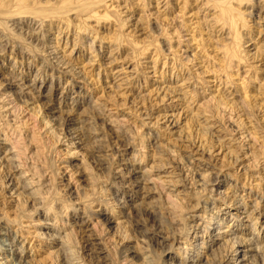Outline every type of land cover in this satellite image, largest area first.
<instances>
[{
  "label": "rangeland",
  "instance_id": "374dc122",
  "mask_svg": "<svg viewBox=\"0 0 264 264\" xmlns=\"http://www.w3.org/2000/svg\"><path fill=\"white\" fill-rule=\"evenodd\" d=\"M215 1L2 9L11 27L0 25V264H92L88 239L99 264H208L212 240L228 238L214 236L220 217L245 238L254 229L264 250V0H227L229 39ZM41 84L43 93L58 84L53 110ZM65 117L83 121L72 126L81 139ZM111 128L131 148L116 152ZM131 168L145 175L140 191Z\"/></svg>",
  "mask_w": 264,
  "mask_h": 264
},
{
  "label": "bare ground",
  "instance_id": "6f19581e",
  "mask_svg": "<svg viewBox=\"0 0 264 264\" xmlns=\"http://www.w3.org/2000/svg\"><path fill=\"white\" fill-rule=\"evenodd\" d=\"M88 1L89 0H87V2H85V3H82V4H80L79 5V7L80 8H83V10H88V12L89 13H91L90 12V9L89 8H87V6L88 5H90L92 2H90V3H88ZM235 0H233V2H234ZM239 1V0H238ZM236 2V1H235ZM10 3V4H9ZM215 3L217 4V6L220 8V14H219V19L220 20H222L223 22H225V23H223L222 25H223V27H222V29L219 31L221 34H224V33H227V38L229 39L230 37H229V32H226V30L224 31V29L223 28H225L226 27V22H227V19L229 20L230 19V21H231V24L233 25V26H236L237 25V22H236V20H235V18H236V16L233 14V12H234V9H232L231 7H232V5L231 4H233V3H231L230 1H227V0H218V1H215ZM224 3H226L227 5H224ZM258 3H259V1H258ZM36 4V3H35ZM13 5L15 6V8H16V10L18 11L17 13H34V12H32V11H30V3H26V0H15V2L12 4V6H11V2H8L7 3V5H4V0H0V12L2 13V14H4V12H3V10L2 9H7V8H11V7H13ZM51 6H53V7H57V6H60L61 8H64V7H66V6H68V3L66 2V1H62L61 2V5H60V3H59V5H57V4H54V5H51ZM228 6H231V7H228ZM256 5L254 4V7H255ZM59 7V8H60ZM256 9H258L259 10V18H260V14L261 13H264V6L263 5H261V6H256ZM9 11V10H8ZM12 12V11H11ZM11 12H10V16H11ZM14 12H15V10H14ZM14 12H12V13H14ZM6 13V12H5ZM8 13V12H7ZM96 14V13H95ZM139 21V20H138ZM137 21V22H138ZM261 21V20H260ZM26 22H28V21H26ZM32 22V21H31ZM3 25V27H5V29H9L8 27H11V26H9V21H7L6 23L5 22H1L0 21V25ZM6 25H8V27L6 26ZM13 29V28H12ZM35 37V36H34ZM34 37H31L32 39L34 38ZM18 38V37H17ZM241 38H242V35L238 32L237 33V35H236V39L238 40V41H240L241 40ZM7 43H9L8 41H7ZM6 43V45H8ZM6 45H4V47L6 46ZM241 42H238L237 43V48H236V51L235 52H233V54H231V58H233V57H235V56H238V53L240 52V49H241ZM260 46H262V45H260ZM4 47H3V49H4ZM2 49V50H3ZM261 50H263L264 51V49H261ZM26 52H28V51H26ZM258 52H260V56H262L263 54V52L262 51H260V49H259V51ZM264 56V55H263ZM262 56V58H260V59H262V61L264 62V57ZM240 58V57H239ZM240 59H242V58H240ZM241 61V60H240ZM37 74V73H36ZM35 74V77H37V75ZM39 75V74H38ZM15 78V77H14ZM18 80V79H17ZM34 84V83H33ZM35 86V85H34ZM41 86H42V84L40 85V87L38 88V92H39V94H38V96H41V97H44L48 102H50L49 103V106H51V110H53V104L51 103L52 102V93L55 91V89H57V87H58V84H56V86H55V88L54 89H48V91L46 92V93H43V91L41 90L42 88H41ZM35 87H37V85L35 86ZM34 87V88H35ZM33 89V88H32ZM21 92V91H20ZM22 93V92H21ZM23 94H25L24 92H23ZM51 95V96H50ZM67 101V96L65 95V94H63V96L60 98V103L61 102H66ZM59 103V104H60ZM52 104V105H51ZM221 105L222 104H220L219 102L216 104V107H217V109H219L220 107H221ZM95 113V115L97 116V112H94ZM100 115H101V113H99ZM95 116V117H96ZM104 119V118H103ZM79 122H81V123H83V121L82 120H75V119H73V118H63V120H62V122H60V125L62 124V126H64V127H66L67 129H68V132H69V136H71V138L73 139V140H79V139H81V137L80 136H82V133H81V135L78 133V129L79 128H75V127H73L72 128V126H74V125H76V124H78ZM80 123V124H81ZM81 126L83 127V125L81 124ZM80 126V127H81ZM111 130V132H112V135H113V137L116 139V141H117V143H118V147H116L115 149H116V152H124V151H127L129 148H131V141H130V139H129V136L123 131V130H120L119 128H111L110 129ZM83 131H84V128H83ZM86 131V130H85ZM81 132H82V130H81ZM75 140V141H76ZM80 143V141H78V144ZM100 165H104L105 166V164H100ZM11 168H13V165L11 166ZM138 172L139 171H136V169L135 168H131L129 171H128V173H127V177L130 179V180H134L133 182L135 183V188H138V190L140 191V190H142L143 189V186H144V184H143V186H142V183L144 182V179H145V175L143 174V173H141L140 175H138ZM130 182V181H129ZM128 182V183H129ZM216 182H217V180L215 179V178H210L208 181H206V183H204V187L205 188H208V187H214L215 186V184H216ZM133 184V183H132ZM131 185V184H130ZM137 190V189H136ZM141 194V193H140ZM132 197V196H131ZM136 198V197H135ZM144 198V197H143ZM116 201L118 202V204H120V206H123L124 205V203L125 202H127V201H123V200H119V198L118 199H116ZM132 203V202H131ZM130 203V204H131ZM136 203H137V201H136ZM142 202H140V203H137V205H139V204H141ZM237 203H239V202H237ZM125 204H127V203H125ZM135 205L136 204H132L131 205V207H135ZM136 205V206H137ZM247 206V203L246 204H241V207L242 208H245ZM137 208V207H136ZM141 208H143V207H141ZM150 208V207H149ZM141 210V209H140ZM145 210V209H144ZM147 210V209H146ZM145 210V211H146ZM150 210V209H149ZM256 211V207L253 209V212H255ZM143 211V210H142ZM144 211V212H145ZM251 211V210H250ZM147 212V211H146ZM145 212V213H146ZM149 212H155L154 211V209H152L151 208V210L149 211ZM242 212H244V211H242ZM249 212V211H248ZM142 213V212H141ZM250 213V212H249ZM256 213V212H255ZM150 214V213H149ZM148 214V215H149ZM251 214H254V213H250V214H247L245 217L246 218H248V217H251ZM260 214V212H258V215ZM91 215V214H90ZM256 215H257V213H256ZM141 216H142V214H141ZM145 216H147V214L145 215ZM248 216V217H247ZM154 217V216H153ZM254 217V216H253ZM253 217H251V218H253ZM147 218V217H146ZM155 218V217H154ZM240 218V217H239ZM136 219V218H135ZM150 219V218H149ZM243 219V218H242ZM249 219V218H248ZM138 220V219H137ZM148 220V219H147ZM153 220V219H152ZM155 220V219H154ZM222 220H224V217H220V218H218V220H216V221H214V222H216V224L218 223V224H220V225H222L223 223H221L222 222ZM251 220V219H250ZM230 221H232V219L230 220ZM243 221V220H242ZM135 223V222H134ZM152 223H156V222H153L152 221ZM164 223V222H163ZM163 223L161 222L159 225H163ZM1 221H0V226H1ZM156 224H158V223H156ZM155 224V225H156ZM167 224V223H166ZM219 225V227H218V230L216 231V234H214V236H216V239H219V236H222V238H224V237H228L223 243H220L219 241V243L218 242H215L214 240H212L213 242L212 243H215V244H217V246H216V248H212L211 247V244L209 245V250H210V261H211V263L213 264V263H219L220 262V260L222 259V261L219 263V264H229V262H232L233 264H259V262L257 261V259L258 258H260V260L262 259V260H264V254H263V248L259 245V241H258V239L259 238H257V236H255V231H250V234H249V232H248V234L247 235H250V236H248V237H243L242 235L245 233V232H242V230L243 229H241V228H239V223H237V222H231V223H229V224H227V225H225V227L226 228H224V230H223V228L221 227ZM145 226V225H144ZM234 226H236L237 228H235ZM254 226H255V224H254ZM148 228V227H147ZM151 228V227H150ZM255 228V227H254ZM256 229V228H255ZM148 230V229H147ZM161 230V229H160ZM206 230V229H205ZM205 230H203V229H201V232L202 231H205ZM208 230H210L209 228H207V232H209L210 233V235H212L213 236V233L211 232V230L210 231H208ZM150 234H153V237H157L158 236V238H155V240L156 241H158V242H162L161 240H160V238H164L161 234H160V231L157 229V228H154V229H149V231H148ZM247 232V231H246ZM147 233V232H146ZM252 233V234H251ZM164 235V234H163ZM260 235V234H259ZM147 236V235H146ZM145 236V237H146ZM147 237H149V236H147ZM146 237V238H147ZM151 237V236H150ZM150 239V238H149ZM148 239V240H149ZM153 239H151L150 241H152ZM154 240V241H155ZM211 240V239H210ZM1 241V240H0ZM88 241H89V248L87 249L88 251H89V258H90V260H92V264H99V262H97V260H98V258H100V256H102V254H103V252L100 250V251H97L96 249V251H94V248L92 247V245L91 244H93V246H94V244H95V242L94 243H91V241L88 239ZM2 244H3V242H1ZM151 243V242H150ZM154 243V242H153ZM6 244V243H5ZM97 244V243H96ZM214 244V245H215ZM10 245H11V243H10ZM231 246V250L230 251H228V252H226L227 250H226V248L228 247V246ZM1 246V245H0ZM97 246V245H96ZM122 247V246H121ZM99 248V247H98ZM13 249V248H12ZM241 249V250H240ZM2 250L4 251V250H6V251H9V249L7 250V249H4L3 247H2ZM226 250V251H225ZM11 251V250H10ZM133 251V250H132ZM131 251V252H132ZM165 251V250H164ZM131 252L129 253V251H128V253H129V255L131 254ZM169 252H171V250H169V251H167V255L169 254ZM226 252V253H225ZM126 254V251H124V249H123V247L120 249V250H118V255L120 256V257H122V256H124ZM66 257H69V254L66 256ZM77 257H74V259H76ZM78 258H80V257H78ZM64 259H65V257H64ZM262 260L260 261V264H264V262H262ZM150 263V262H149ZM211 263H208V264H211ZM89 264V263H88ZM91 264V263H90ZM201 264V263H200ZM202 264H207L206 262H203Z\"/></svg>",
  "mask_w": 264,
  "mask_h": 264
}]
</instances>
